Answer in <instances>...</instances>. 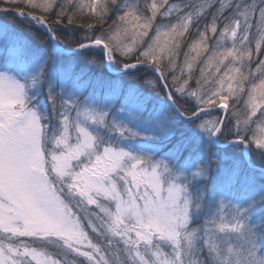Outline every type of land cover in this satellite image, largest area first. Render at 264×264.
Wrapping results in <instances>:
<instances>
[{
    "label": "snow or ice",
    "instance_id": "obj_1",
    "mask_svg": "<svg viewBox=\"0 0 264 264\" xmlns=\"http://www.w3.org/2000/svg\"><path fill=\"white\" fill-rule=\"evenodd\" d=\"M0 264H264V0H0Z\"/></svg>",
    "mask_w": 264,
    "mask_h": 264
}]
</instances>
